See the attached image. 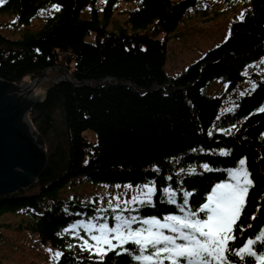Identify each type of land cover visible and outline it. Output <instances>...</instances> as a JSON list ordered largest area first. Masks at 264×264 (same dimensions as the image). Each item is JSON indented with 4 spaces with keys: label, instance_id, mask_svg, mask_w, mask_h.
Here are the masks:
<instances>
[{
    "label": "trees",
    "instance_id": "16d2710c",
    "mask_svg": "<svg viewBox=\"0 0 264 264\" xmlns=\"http://www.w3.org/2000/svg\"><path fill=\"white\" fill-rule=\"evenodd\" d=\"M122 1L135 4L126 10L127 24L109 28L120 0H0V18L9 21H0V79L18 84L68 75L52 77L57 80L29 113L48 139L47 164L34 184L0 196V243L7 231H25L62 253L55 264H137L128 254L117 255L120 247L98 255L84 245L89 232L74 223L85 215L64 208L92 212L96 203L66 199L69 185L154 181V206L124 204L117 211L136 212L138 219L184 216L187 209L178 208L184 192L192 193L188 207L199 209L244 159L252 185L236 224L238 248L264 228V0H249L229 36L176 76L165 71L167 40L197 0ZM5 25L18 35L3 32ZM253 64L262 68L247 74ZM247 81L246 94L219 116L228 95ZM220 83L224 89L212 92ZM58 125L62 143L51 136ZM166 187L175 191V202L163 193ZM10 213L20 221L3 222Z\"/></svg>",
    "mask_w": 264,
    "mask_h": 264
},
{
    "label": "snow or ice",
    "instance_id": "6c2138e0",
    "mask_svg": "<svg viewBox=\"0 0 264 264\" xmlns=\"http://www.w3.org/2000/svg\"><path fill=\"white\" fill-rule=\"evenodd\" d=\"M260 111H264V108ZM239 165L238 169L232 170L236 183L215 185L206 197V202L195 211L188 207L192 193L184 192L183 203L178 205L181 212L187 209L184 216L171 215L162 219L113 216L111 219L118 223L112 225L106 222L98 225L89 223L85 226L86 230L99 233L92 236L97 242V254H106L108 250L120 247L121 252L116 254H128L137 264H165V261H168V264H247L248 261L250 264H264V228L240 247L234 246L237 240L236 224L243 211L248 189L252 185L245 160L241 159ZM202 167L205 171H212L208 164ZM191 172L195 174V169ZM167 179L171 180V177ZM141 187L145 190L144 199L134 196L132 203L153 205L151 196L156 191L155 182ZM162 191L167 195L169 202H175L172 199L176 194L174 190L166 187ZM109 204L111 205V201ZM200 213H203L202 217ZM100 219L106 220L105 217ZM134 223L147 227L133 228ZM165 230L169 234H165ZM113 239L117 241L116 244L112 243ZM87 243L85 240V244ZM125 243L132 244L134 248H124ZM101 244L107 247H99ZM61 255L60 252L54 253L56 258ZM233 257L237 259L234 260Z\"/></svg>",
    "mask_w": 264,
    "mask_h": 264
},
{
    "label": "rangeland",
    "instance_id": "374dc122",
    "mask_svg": "<svg viewBox=\"0 0 264 264\" xmlns=\"http://www.w3.org/2000/svg\"><path fill=\"white\" fill-rule=\"evenodd\" d=\"M248 5L249 0H197V4L185 13L184 18L177 26L174 35L170 36L167 40L168 56L165 71L171 76H176L191 63L201 58L209 49L219 45L229 36L231 25L234 21L239 20L242 17ZM133 7H135L134 3L120 0L114 8V14L108 21V27H113L116 24L126 25V20L128 18L126 10ZM99 18L100 20H103V10L101 6L99 7ZM0 21H2V23L9 22L8 19L4 17H1ZM39 23L40 22L36 20L32 23L31 27L35 28ZM13 28V25H5L2 26V31L8 35H12L13 33L14 35H18L19 30ZM160 38L164 39V34H161ZM260 64L251 65L246 73L250 74L251 72L258 71V69L262 68ZM55 76L56 78H63L68 75L63 76L58 73V75ZM52 77H49L46 74L43 79L49 84L50 81L53 82L57 80ZM29 83H31V81L26 79L16 85H27ZM251 85L252 81H247L239 87L236 94L232 96L228 95L226 100L227 103L221 108L219 116L230 110L232 107H235L238 100L246 94L244 92L248 90ZM223 89L224 85L221 83L215 84L211 88L212 92L221 91ZM241 93H243V95H241ZM33 105L27 111V117L29 120V113L32 110ZM32 128L34 131H37L35 127L32 126ZM86 133L87 135L89 134L91 138L95 136L92 131H86ZM51 136L53 140H59L61 143L63 142L64 136L62 135L59 125L57 126L56 131L52 132ZM39 137L47 147L49 144L47 137L41 135H39ZM149 183L150 182H147L145 184ZM225 183H236V180L233 178V173L232 178ZM145 184H123L117 187L118 185L83 184L79 182L74 185H69L64 193L66 199L78 197L81 200L92 201L96 204L94 211L92 212L80 208H71L73 204L67 205L64 210L67 213H80L85 215L83 220L74 223V227L81 226L84 227V229H86L85 226L89 223L95 225L103 222H106L109 225L118 223V221L114 220L111 223L108 222L110 216L109 210L112 209H116L112 213V217L136 216L138 218V213L136 212H126V209L123 211L117 210H121L119 207L124 206V201L129 202L125 205H130V208H133L135 203H132V197L134 196L138 199H144L143 192L145 190L142 189L141 186ZM128 185H131V187H126ZM33 190L30 192H33ZM151 200L153 202V195L151 196ZM109 201H111V205L109 204ZM101 217H105L106 220L102 221L100 219ZM20 219V215L10 213L3 217V222L15 223L20 221ZM137 227L147 226L138 225ZM87 231L89 232L88 237H91V241L87 244L84 243V245L88 248L92 247V249L95 250L97 242L92 239V236L99 235V233L94 230ZM165 234H169L167 233V230H165ZM102 245L103 244L99 245V247H102ZM56 252L57 251L53 250L51 247L42 244L36 235L25 231H7L3 241L0 243V260L3 264H55L59 258L54 257V253Z\"/></svg>",
    "mask_w": 264,
    "mask_h": 264
},
{
    "label": "water",
    "instance_id": "95a60500",
    "mask_svg": "<svg viewBox=\"0 0 264 264\" xmlns=\"http://www.w3.org/2000/svg\"><path fill=\"white\" fill-rule=\"evenodd\" d=\"M45 75L27 85L0 79V196L34 184L46 167L45 143L27 117L46 92Z\"/></svg>",
    "mask_w": 264,
    "mask_h": 264
},
{
    "label": "bare ground",
    "instance_id": "6f19581e",
    "mask_svg": "<svg viewBox=\"0 0 264 264\" xmlns=\"http://www.w3.org/2000/svg\"><path fill=\"white\" fill-rule=\"evenodd\" d=\"M33 129V128H32ZM34 131V130H33Z\"/></svg>",
    "mask_w": 264,
    "mask_h": 264
}]
</instances>
